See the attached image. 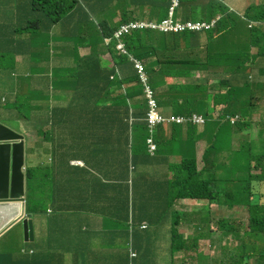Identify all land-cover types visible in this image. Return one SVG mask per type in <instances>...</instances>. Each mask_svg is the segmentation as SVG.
I'll list each match as a JSON object with an SVG mask.
<instances>
[{
  "label": "trees",
  "instance_id": "1",
  "mask_svg": "<svg viewBox=\"0 0 264 264\" xmlns=\"http://www.w3.org/2000/svg\"><path fill=\"white\" fill-rule=\"evenodd\" d=\"M69 1L71 0H33L30 10L34 14L47 13L49 19L46 22L52 26L60 23L68 11L74 8L75 1L73 4ZM116 1L122 0L92 2H96L99 7H109ZM137 1L142 4L151 2ZM160 1L152 0L150 4L151 13L156 12L154 15L159 20L166 15L155 7ZM164 1L169 4V0ZM179 15L185 21L209 22L216 17H220V21L215 30L204 35H163L144 31L124 39L130 56L144 63L159 108L169 109L175 116L199 114L208 118L213 109L221 106L225 107V115L237 114L243 118L244 122L236 126L237 130L241 131L248 126L250 128L252 111L262 101L261 94L256 97L253 94L261 87L257 84V78H254L257 77L253 74L256 67L252 65L257 57L264 58V0L260 6L245 10L243 17L229 12L218 0H207L202 9L198 6L188 9L185 1L180 0ZM43 22L42 18L28 19L23 31L40 34ZM127 22L123 17L114 27L103 23L101 32H95L96 42L103 44L120 24ZM249 25L251 28H248ZM251 49L257 50L255 56L250 54ZM2 57L0 56V74L3 75L8 71L9 65L2 62ZM113 57L120 68V78H116L113 84L119 87L133 86L126 90L127 98L132 101L129 114L123 97L107 108L97 109L95 114L90 111L95 128V132L90 135L81 130L70 129V126H79L80 118L68 119L65 115H59L53 121L52 161L27 168L26 212L36 215L46 213L49 208L53 211L48 222L51 225L50 243L42 247L41 256L51 258L54 261L52 264H66L69 257H76V264H89L88 261L96 253H106L110 255L108 259H104L107 264H126L127 257L124 258L120 252L126 254L127 242L131 240L133 248L140 254L133 264H156L145 252L155 245L149 236L154 232L161 235L166 226H169L170 252L173 257L177 252L187 249V244L176 229L180 219L176 214V219L172 222V206L179 199L207 200L208 203L216 200L229 208L245 203L250 222L248 234L264 239V203L260 204L258 201L253 204L250 197V183L264 182V172L260 176L251 174L257 166L264 170V143H251L253 156L250 160L246 161L241 151L232 154L228 174L230 177L240 176L225 188L223 187L229 178L219 176L220 169L216 162L220 155L217 147L224 141L222 137L229 136L231 131L227 123L222 125L220 121H209L203 130L205 137L211 132V139L215 142H210V146L204 151L201 170L198 169L193 145L194 140L202 139L203 136H198L196 129L191 126H187L185 130L172 126L169 138H163L164 131L159 128L155 138L157 150L150 157L145 145L147 131L143 122L147 106L139 99L142 96L139 79L129 58L117 55ZM75 60H78L77 69L68 75L72 80L86 72L80 71L84 59ZM224 65L230 67L228 73ZM260 71L264 72V69ZM195 72L200 75L201 82L192 79ZM114 73V69L104 72L106 91L114 89L108 82ZM241 74L247 75L240 85L235 86L234 77ZM226 76L228 80H224ZM249 76L254 78L252 82L248 81ZM80 80H83L82 75ZM166 80H173L172 84L167 85ZM180 80L185 82L179 83ZM210 81L216 82L211 88L205 85ZM91 82L89 80L88 84ZM253 85H257L258 89H253ZM87 86L81 87L84 98L96 93V90ZM77 92L78 85L75 90L76 94ZM129 117L131 124L128 123ZM263 125L264 122L259 126L263 128ZM58 127L59 131L56 133ZM67 127L69 131H66ZM89 138L93 139V144L86 146L85 141ZM75 160L83 161L85 168L72 167L70 162ZM130 214L134 227L131 232L128 231ZM93 218H100L102 226L94 225ZM224 221L225 219L219 220L217 228L222 232L227 230L238 235L242 241L236 249L228 252L231 259L222 258L224 264H242V256L249 261L258 259L264 263V248L257 249L254 244H247L249 237L241 235L240 227L235 225L237 228L232 226L226 229ZM142 222L149 225L145 231L137 229ZM219 222H222L221 226ZM235 250H241V255L237 256ZM228 253L223 251L224 255ZM257 254H260L259 258L256 257ZM24 256L27 257V264H39V255L36 259L28 254ZM15 262L14 255L12 258L11 254H0V264ZM20 264H25V261Z\"/></svg>",
  "mask_w": 264,
  "mask_h": 264
},
{
  "label": "clouds",
  "instance_id": "2",
  "mask_svg": "<svg viewBox=\"0 0 264 264\" xmlns=\"http://www.w3.org/2000/svg\"><path fill=\"white\" fill-rule=\"evenodd\" d=\"M75 1L76 5L74 6L73 9L69 10L68 13L63 17V19L60 21V23H56L53 24L52 26L46 22L49 19V15L47 13L41 12L38 14H34L31 12L30 10V5L32 4L33 0L31 2L28 3L27 5V18L25 20L20 21V23L18 24V28L15 32V35H23V34H28L31 36V40L30 43H34L35 42V38L38 37L39 39V43H41L42 41H44L47 38H49L51 31L54 29L55 26L61 24V23H72L73 22V18L67 19L69 18V15L71 12L75 11L77 9V7L79 5L82 4V0H71L69 1L70 4H73V2ZM93 1V0H92ZM135 1V3H138L139 5L136 6L137 10H140L141 13L139 14L138 12L135 13H131L129 12L127 9L130 7L131 3H133ZM219 2L223 3L229 10V12L236 14L239 17H243L245 10H247L250 7H257L260 6L263 3V0H252L250 3L245 4L248 5L246 7V9L242 12V8L239 6H235L233 7L234 1L235 0H218ZM242 1H246V0H242ZM152 2V0H151ZM150 2V4H151ZM149 3H145L142 4L140 1L137 0H122L121 2H114L111 6H107L104 7L106 9H112L113 7L116 8V13L120 14V18H118L117 22L113 24L114 20L110 21V24L107 22V20H101V22L99 23V27H95L97 30H94V27L90 24V22L88 21L90 18V15H88V20L87 21H80L78 22V30H83V29H88L89 34L87 35L88 37L84 40V44L86 46L85 42L91 41L89 43V47H90V51L89 55H85V57H80L81 59H84V65L82 67V69L80 70L81 72H84L82 74H80L75 80L69 79L68 75L72 74L74 71H76L77 69V61L75 59L78 58H72L71 60H69V64L71 65V67H61L60 65H53V60L51 62H49L47 65L50 68L49 71V76L53 77V79H51V84H49V90L51 89V86H54V91H55V95H56V101L54 99H51L49 102V106L48 108H51L52 113L50 112L48 118L49 121L47 122V127H52L53 128V121L55 120L56 117H59V115H65L67 116V118H80L81 119V123L79 124V126H76L74 128L70 129H74V130H81L87 134H93L95 132V128H94V124H93V120L91 118V114L90 111L92 113L95 114V112L97 111V109H104L107 108L108 106H110L113 102H118V99L120 97H123L126 100V104L129 108L128 110V114L131 111L130 106L132 105V101L130 100V98H127V89H130L131 86H121L119 87L117 84H113V82H115L116 78H120V68L118 67V65L116 64L113 55H117L122 56V57H127L129 58L130 62L133 65V69L136 72V75L139 79V84L142 88V96L139 97L140 100L144 101L146 103L147 106V112L146 115L144 117L143 122L146 124V131H147V138L145 140V145H146V149H147V153L150 157H153L156 153L157 150V146L155 143V138L157 136V131L159 128H161V130L164 131L163 133V138H169V131L170 128L172 126H178V127H182L184 130L186 129L187 126H191L193 128L196 129L197 131V135L200 136L202 134L203 138L199 139V140H194V145H193V152L196 156V145L197 143H204L205 144V149L204 151L210 146V142L212 144H214L215 141H213L211 139V132L210 134L205 137V133L203 132V130L206 128L207 123L213 122L214 121H220V123L223 124H228L229 127L231 128L230 134L229 136L226 137H222L224 138V141H221L219 144L218 151L220 152V159L216 162L217 167H219L220 172H219V176L223 177L229 175L228 174V168L230 167V163L229 161L232 160L234 153H237L239 151L242 152V157L244 156L245 160H250L253 156L252 154V148H251V143H254L256 145H258L259 143H264V127L261 128L259 125L263 124L264 122V72L260 71V69H264V58L260 57V58H256L253 61V66H255L256 68L253 71L254 75H257V84L259 87H261L260 90H257L256 92H254L253 94L256 96H258L259 94H261L262 97V101L259 102L257 104L256 107H254V111H252L251 114V126L249 128V126L241 131L237 130L236 126L239 123H243L244 120L240 115H234V116H229V115H225L224 111H225V107H216L215 109H213L210 113H209V117L205 118L203 115H199V114H192L189 117H181V116H175L172 114L171 110L169 109H160L158 106V102L156 100L155 97V93L153 91V89L150 86V82L148 80V75L146 73V67L144 65L143 62L140 61H136L134 60L130 54L128 53V50L124 44V39L126 37L131 36L134 33H138V32H144V31H151V32H155V33H159V34H163V35H182L185 33H194V34H201L204 35L206 33H210L211 31L215 30L219 21H220V17H216L213 20L206 22V21H201V20H197L196 22H192V21H185L183 20L180 15L178 16V11H179V4H180V0H169V4L167 5V2H165L164 0H161L159 3H157L155 5L156 8L160 9L161 11H163L164 13H166L165 17L161 20H159V18H154V13L153 17L151 19H155V20H149L147 18L151 17L152 13H151V8ZM207 4V0H186L185 1V6L188 9H192L195 6H198L200 9H202L205 5ZM141 6V8L139 7ZM132 11V10H131ZM142 11H146L145 13H147L145 16L144 14H142ZM130 13V15L128 16L127 14ZM125 17L127 19V23L124 24H120L119 27L112 33V36L109 37L108 39L104 40L103 44H98L96 42V37H95V32H98L102 30V24L103 23H108L109 27H114L115 25L119 24V22L121 21V19ZM35 18H42V20L44 21L42 24V30L40 34H30L27 31H23V29H25L27 27V20L28 19H35ZM164 22H171L172 23V31H168V32H161L157 29H151L148 26H160L162 23ZM84 25H86V27H84ZM129 25H144L147 27L144 28H138L135 29L133 31H131L129 34L124 35L120 38H116L115 35L118 33V31L120 30L121 27L123 26H129ZM186 25H191L193 27V29H184L183 31H174V29L176 27H184ZM90 28V31H89ZM248 28H251V25H249ZM84 35H80L78 36V38H83ZM13 39L15 38V36L12 37ZM77 38V37H76ZM85 46L82 47H78L77 50H79V48L84 49ZM97 47L101 48L102 50L100 52H97L96 49ZM117 47H122L124 53H122L121 51H119L117 49ZM6 53H11L10 55L8 54H4L0 56H3L2 58V62L8 66V71L0 74V78L1 79H17L18 78V72H17V68H15V64L18 63L16 57L18 58L19 54L18 51L16 50H11L8 51ZM100 53H105L107 54L109 57V63L107 64L105 62V65L102 60L101 57L98 56V54ZM232 53V52H231ZM113 54V55H112ZM230 54V53H229ZM229 54H226V56H228ZM250 54L252 56H255L257 54V50L256 49H251ZM86 59V60H85ZM96 64V65H95ZM262 64V65H261ZM139 65L142 68V73L138 71V69L136 68V66ZM225 68V71L227 72L228 69H230V67L227 65V67L224 65L223 66ZM250 67V70L251 68ZM114 69V75H111L108 82L111 84L110 86L113 87L114 89H112L111 91H106V86L107 85V80H105V71ZM13 71L12 74L8 75V73L10 71ZM67 70V71H65ZM216 70V69H215ZM214 70V72H215ZM233 70V69H231ZM221 71H222V67H221ZM228 73V72H227ZM57 75V79H54V76ZM74 75V74H73ZM81 75H82V79H81ZM241 74V76L239 77H234L235 81V86L240 85V83H242V81L244 80L245 76L247 74ZM200 75L198 74V72H195L192 74V79H195V81H199L201 82V80H199ZM251 76H249L248 81L252 82L253 79ZM89 80H92V82L90 84H88ZM224 80H228V77L226 76L224 78ZM173 80H166V84L167 85H171ZM87 82V84H86ZM185 81L180 80L179 83H184ZM216 82L215 81H210L209 83L205 84L207 85V87H213L214 84ZM78 85V92L77 94L75 93L76 90V86ZM86 85L87 88H93V90H96V93L93 94L92 96H85V98L83 97V93H82V89L81 87H85ZM257 85H253V89H258ZM119 87V89H117ZM102 90V91H101ZM68 97V98H67ZM1 98V103L7 102L9 101L7 96H2L0 95ZM75 101H77V105L75 106ZM54 102L56 103L54 106L51 107L52 104H54ZM66 102V105H62V103ZM10 103V101H9ZM11 104V103H10ZM74 104V107H72V105ZM12 105V104H11ZM13 106V105H12ZM25 107H19L17 109V111L15 112L18 120L21 123V127L20 128H14L11 127L7 124H5V122L2 121V119H5L3 117L0 116V124L8 127L9 129H11L12 131H14L15 133L23 136V141H24V147H25V166H24V174H25V195L20 197L18 200H14V201H9L8 205H0V233L5 230L9 225L14 224V223H20L23 225V221L25 219L28 218L29 215H32V220L34 223V240L31 241H26L24 240L23 242L29 244L30 245H35L33 250H27L26 248H23V250L20 252V254H14L15 256V264L17 262L22 263L24 262V260H20L18 261L17 256H21V257H25L24 254H28V256H32L36 259L37 255H39L40 259H39V264H52L54 261L51 258H46V257H42L41 256V252L43 251L42 247L46 244L50 243V227L51 225H48L49 222V218L52 215L53 211L51 208H49L47 210L46 213H41V214H28L26 212V203H27V196H26V171L28 167H36V166H40L43 163H50L52 161V150L54 148L53 144H52V135H53V129L51 132L47 131L44 132L41 136L38 135V129L37 127L33 124L34 120L32 119L33 116H31V114H29L28 111H25ZM0 109H4L6 110L2 104L0 106ZM30 109V108H29ZM154 110L156 117L158 119V123L153 126L150 127L149 124V114L150 111ZM7 112L11 113V111L6 110ZM23 122L27 123V126H23ZM128 123L131 124L132 120L130 119V117L128 118ZM264 126V125H263ZM59 131V127L57 128L56 133ZM69 131V127H67V130ZM263 132V135H261V133ZM48 134L47 137H44V134ZM56 133H55V139H56ZM35 134L37 136V138L34 140V142L31 144V141L29 140V137L31 135ZM186 138V137H185ZM39 139L41 141L46 140L44 144H42L40 150H35V146L39 143ZM21 140H18V142H20ZM93 144V139H87L85 141V145H91ZM233 145H236V147L234 148ZM151 147L154 148L153 151H151ZM56 149V147H55ZM35 151H38V160L34 163V165H26L27 164V155L31 154L33 155V153H35ZM203 151V154H204ZM28 152V153H27ZM257 153V152H256ZM232 155V156H231ZM203 156V155H202ZM197 161V159H196ZM202 161V158H201ZM243 161V160H242ZM198 164V163H197ZM251 164H255V162H251ZM70 165L72 167H76V168H85V164L83 161L81 160H75L70 162ZM264 165V164H262ZM203 167V164L201 162V168ZM201 168H199V164H198V169L201 170ZM264 172V170L261 169L260 166H257L256 168H254L252 170V175L253 176H260L261 173ZM245 178V177H243ZM250 197H251V202L253 204H255L256 202H260V204L264 203V182H253L250 183ZM184 200H188V201H193L196 203H203L206 209V212L209 211V209L211 208L212 204L217 205L218 207H223L226 208L228 210H237L234 211L232 213H227L226 216H224L223 213L220 214V217H218L217 221H216V225L215 226H204L203 224V220L206 217V214L204 212L201 213H193L191 215H194L196 217V230L198 231V233L196 235H189L188 232L184 233V232H180V229L178 226H180V222L182 221H186V217L187 215L184 212H177V207H175L176 203L180 202V201H184ZM16 205H20L19 208V212L15 211L13 213H9L7 211H10L12 206H16ZM247 204L245 203H241L240 205H235L232 208H229L225 205H221L219 204L216 200L212 201L211 203H208L207 200H195V199H179L176 200V202L173 204V214H172V222L176 219V216H178V221H177V231L179 235H182V240L187 244V249L182 250L183 252H177V254L173 255L170 252V243H171V232L170 229H168V245H167V252L169 255V260L165 261V260H155L156 264H224V262L222 261V258L224 259H231L229 258V251L236 249L238 244H242V241L240 238H238V235L235 236L233 235L231 232L225 230L224 232H222V230H219L217 228L218 225V221L219 220H223L225 219L224 223L226 224V229H228L229 227L234 226V228H237L235 225L240 227V233L242 236L247 235L248 241L247 244H254L256 246L257 249L260 248H264V239L261 236H255V235H249L248 234V226H249V213H248V208L246 206ZM235 213L239 214L238 216L235 217ZM242 214V215H241ZM241 215V216H240ZM38 218H43L44 224L46 226V232L43 236H39L38 234V229L36 226V220ZM94 221V225H99L102 226V221L100 218H93ZM132 221V217L131 214L129 215L128 218V231L131 232L134 230V227L131 223ZM220 226L222 224V222H219ZM54 226H56L55 224H53ZM200 227H202V230H200ZM24 228V226H23ZM149 228V225L146 222H142L137 229L140 231H145ZM216 233V238L212 239V242L210 244V236L212 237V235ZM199 234H202V236H198ZM149 238L151 239L152 242H155V245L152 246L151 250L145 251L147 252L148 256H153V254L157 251L163 250L164 249V245L157 243V241L160 240V237L158 234L152 233ZM25 239V236H24ZM37 240H39L37 242ZM180 239V242L182 243V241ZM206 241H208V243H206ZM28 245V247L30 246ZM216 245H218V252L216 251ZM215 247V248H214ZM143 248L148 249V247L146 248V246H143ZM212 248H214L213 250L216 251V256L215 258H210V256L208 255V253H212ZM97 250V249H96ZM99 251V250H97ZM223 251H225L226 255L223 254ZM240 252H237L235 250V254L237 256L241 255V250H239ZM11 254V253H9ZM120 254H122L126 259V264H133V261L138 259V257H140V254L138 255L137 252L135 251V249L133 248V244L132 241L129 240L127 242L126 245V254L123 252H120ZM3 255V254H2ZM110 255L106 254V253H102L100 256V253H96L95 255L92 256V258L88 261L89 264H107L106 262H104V259H108ZM260 254H257L256 257L259 258ZM261 257H263V255H261ZM176 258H179L178 261H175ZM237 258V257H236ZM67 259L71 260V264H76L75 259L76 257H69ZM103 259V261L101 260ZM243 263L242 264H264L261 263L260 261H258V259L255 260H251L249 261V259L247 257H243ZM54 260H55V256H54ZM153 260V259H152ZM67 264V263H66ZM81 264V263H80Z\"/></svg>",
  "mask_w": 264,
  "mask_h": 264
},
{
  "label": "crops",
  "instance_id": "3",
  "mask_svg": "<svg viewBox=\"0 0 264 264\" xmlns=\"http://www.w3.org/2000/svg\"><path fill=\"white\" fill-rule=\"evenodd\" d=\"M32 0H0V50H16L18 51V58H17V72H18V78L17 79H0V95L7 96L10 103L13 105L14 109L28 106V108L33 109L34 113L36 115H49L50 111L48 112L49 108V102L46 98V100H43V93L45 94L49 91V84H51V79L53 77L49 76L50 68L47 65L49 62L53 60V65H60L61 67H71L69 64V60L72 58H80L85 57V55H89L90 47L89 43L91 41L85 42L86 46L84 49L79 48V50L72 48V50H62L64 48L63 45L59 44V41L62 39L63 36H74L78 37L80 35H88V29H83L80 32L78 31V22L80 21H87L89 13L85 9L84 5L86 2H91L92 0H82V4L77 7V9L70 13L69 18H73L72 23H61L54 27V29L51 31V34L49 38L52 36V42L53 44V50L51 51L50 59L48 60V53L47 50L44 48L42 42L39 43L38 37L35 38L34 43H30L31 36L28 34H19L15 35V32L18 28V24L20 21L25 20L27 18V5ZM243 3V1H242ZM249 5V4H248ZM245 4L242 5V10L240 13H242L246 7L248 6ZM129 12L131 10H134V12H137L136 9V3L135 1L131 3L130 7L127 9ZM99 12L104 13L105 17L108 22L109 17H112L111 20L113 21V24L117 22L118 18H120V14L113 13L112 9H106L103 6L99 7ZM140 14V13H139ZM153 17V14L151 17L147 18L149 20H155L151 19ZM154 18H159L157 15H154ZM110 20V21H111ZM110 21L108 22L110 24ZM94 30H97L94 27ZM15 36L13 39L12 37ZM47 39V37H46ZM102 49L97 47L96 51L100 52ZM41 52H44V55L41 54ZM98 56L101 57L102 62L105 64V62L108 64L109 60L111 59L107 54L100 53ZM110 59H109V58ZM34 59H41V62L34 63ZM106 65V64H105ZM262 65V64H261ZM107 66V65H106ZM67 71V70H65ZM54 79H57V75L54 76ZM68 98V97H67ZM56 103L51 105L54 106ZM67 103L64 102L62 105H66ZM45 107H47V112L43 113L45 110ZM11 113L7 112L4 109H0V116L3 118H8V116ZM48 118V117H47ZM23 126H27V123L23 122ZM33 124L38 129V124L33 122ZM235 148L236 145H233ZM204 143H197L196 145V159L197 163L199 164V168H201V158L203 155V151L205 149ZM28 153V152H27ZM175 207H177V212H184L187 217L186 221L180 222V232L185 231L188 232L189 235H196L198 231L196 230V217L194 215H191L193 213H201L204 212L206 214V217L203 220L204 226H215L216 221L218 217H220V214L223 213L224 216L227 215V213H232L237 210H228L223 207H218L215 204H212L211 208L208 212H206L205 206L203 203H196L193 201H180L176 203ZM43 218H38L36 220V226L38 229L39 236H43L46 232V226L44 224ZM168 227L166 226V230L159 235L160 240L157 241V243L163 244L164 249L157 251L153 254V256H150V259L154 260H169V255L167 252V245H168ZM216 238V233L210 236V244L212 242V239ZM208 243V241H206ZM35 245H30L29 247H24L27 250H33ZM215 248V247H214ZM212 248V253H208L210 258H215L216 251H214ZM0 254H3L0 252ZM101 254V253H100ZM215 254V255H214ZM18 261L24 260L25 264H27V257H21L17 256Z\"/></svg>",
  "mask_w": 264,
  "mask_h": 264
},
{
  "label": "rangeland",
  "instance_id": "4",
  "mask_svg": "<svg viewBox=\"0 0 264 264\" xmlns=\"http://www.w3.org/2000/svg\"><path fill=\"white\" fill-rule=\"evenodd\" d=\"M182 1H186V0H182ZM252 0H246L243 1L242 0H235L233 7L235 6H239L242 8L243 4H248L250 3ZM147 3V2H145ZM85 9L87 10V12L90 15L89 18V22L93 27H99V23L101 22V20H105V14L104 13H100L99 12V6L96 2H86L84 5ZM141 8V6H139ZM113 13L115 14L116 8H112ZM132 14L135 13L134 10L130 11ZM138 13H141L140 10H137ZM146 11H142V14H144V16L147 14L145 13ZM128 16L130 15V13L127 14ZM112 19V17H109L108 22ZM87 34L84 35L83 38H76L74 36H63L62 39L59 41V44L63 45L64 49L66 50H72V48L77 49L78 47H82L85 46L84 44V40L87 38ZM44 48L47 50L48 53V60L50 59L51 55V51L53 50V42H52V36L50 38L45 39L42 42ZM7 50H0V54H5ZM42 55H44V52H41ZM17 59V57H16ZM178 59V58H177ZM33 62L34 63H38L41 62V59H34L33 58ZM17 63L15 64V68H17ZM14 70L10 71L8 73V75L12 74ZM46 98L49 100L54 99L56 101V95H55V91H54V86H51V89L45 94V92L43 93V100H46ZM2 106L8 110L11 111V114L8 116V118L2 119L3 122H5V124L14 127V128H20L22 125L20 123V121L18 120L15 112L17 111L18 108L14 109V107L9 103V101L1 103V98H0V106ZM47 107H45V110L43 111V113L47 112ZM166 110V109H164ZM25 111H28L29 114H31V116H33V120L35 121V123L38 124V135L41 136L44 132H51L52 131V127H47V122L49 121V118H47L49 115L45 114V115H36L34 113L33 109H29L28 106L25 107ZM51 112V108L48 110V112ZM213 129H215V126H212ZM48 134H44V137H47ZM37 138V136L35 134L31 135L29 137V140L31 141V144L34 142V140ZM46 140L41 141L39 139V143L35 146V150H40L42 144L45 143ZM38 151H35V153H33V155L28 154L27 155V164L26 165H34V163L38 160ZM220 159V157H219ZM240 174L238 175L239 178ZM227 177L229 178V181L226 183V185L223 187L225 188L227 185H229L231 183L232 180H236L238 178L235 177H230L229 175H227ZM239 214L235 213V217L238 216ZM242 215V214H241ZM240 215V216H241ZM184 233H186L185 231H183ZM24 239V228L23 225L20 223H14L9 225L5 230H3L0 233V252L3 254H9L11 253V256L13 258L14 254H20V252L23 250L24 247H28V245H30L31 243L27 244L25 242H23ZM39 240H37L38 242ZM218 250V245H216V251ZM218 252V251H217ZM216 253V252H215ZM215 255V254H214ZM179 258H176L175 261H178ZM67 264H71V260L67 259Z\"/></svg>",
  "mask_w": 264,
  "mask_h": 264
},
{
  "label": "water",
  "instance_id": "5",
  "mask_svg": "<svg viewBox=\"0 0 264 264\" xmlns=\"http://www.w3.org/2000/svg\"><path fill=\"white\" fill-rule=\"evenodd\" d=\"M18 140H21L18 142ZM25 147L23 136L0 124V205L25 195ZM26 241L34 240L32 215L23 221Z\"/></svg>",
  "mask_w": 264,
  "mask_h": 264
},
{
  "label": "built area",
  "instance_id": "6",
  "mask_svg": "<svg viewBox=\"0 0 264 264\" xmlns=\"http://www.w3.org/2000/svg\"><path fill=\"white\" fill-rule=\"evenodd\" d=\"M144 27H147V26H144V25H129V26H123L120 28V30L118 31V33L115 35V37L118 39L124 35H127L129 34L131 31L135 30V29H138V28H144ZM149 28L151 29H157L161 32H168V31H172L173 28H172V23L171 22H164L162 23L160 26L156 27V26H148ZM193 29V27L191 25H186L184 27H176L174 29V31H183L184 29ZM117 49L119 51H121L122 53H124L122 47H117ZM136 68L138 69L139 72L142 73V68L137 65ZM158 123V119L156 117V114H155V111L154 110H151L150 111V114H149V124H150V127H153L155 126L156 124ZM154 148L151 147V151H153Z\"/></svg>",
  "mask_w": 264,
  "mask_h": 264
},
{
  "label": "bare ground",
  "instance_id": "7",
  "mask_svg": "<svg viewBox=\"0 0 264 264\" xmlns=\"http://www.w3.org/2000/svg\"><path fill=\"white\" fill-rule=\"evenodd\" d=\"M19 208H20V205L12 206L11 209H10V211H7V212H9V213H13L15 211H18L19 212Z\"/></svg>",
  "mask_w": 264,
  "mask_h": 264
}]
</instances>
